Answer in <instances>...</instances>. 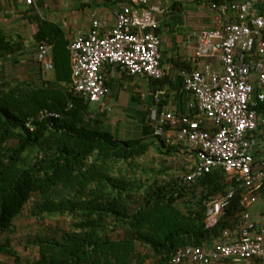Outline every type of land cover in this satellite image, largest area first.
<instances>
[{"label": "trees", "instance_id": "trees-1", "mask_svg": "<svg viewBox=\"0 0 264 264\" xmlns=\"http://www.w3.org/2000/svg\"><path fill=\"white\" fill-rule=\"evenodd\" d=\"M181 8L174 3L169 9V28L182 22ZM39 45L51 47L50 80L26 83L0 72V236L14 232V220L24 210L39 225L49 218H66L69 224L46 234L38 231L30 260L23 261L8 240L0 244V254L13 264H174L171 258L179 249L208 248L224 231L237 233L244 191L233 179L223 170L193 182L186 175L139 178L142 172L132 162L147 153V136L166 155L181 152L180 145L166 146L154 137L148 120L138 138L120 137L103 120L106 111L92 112L91 104L74 94L64 31L37 20L31 48ZM22 46L0 25V67ZM168 79L151 83L156 90L170 84ZM183 83L180 78L174 84L180 104L176 114L194 118L195 110L185 105L189 94ZM148 105L149 114L152 98ZM230 190L235 191L230 207L207 228L208 203ZM118 232L123 237L112 239Z\"/></svg>", "mask_w": 264, "mask_h": 264}, {"label": "built area", "instance_id": "built-area-1", "mask_svg": "<svg viewBox=\"0 0 264 264\" xmlns=\"http://www.w3.org/2000/svg\"><path fill=\"white\" fill-rule=\"evenodd\" d=\"M20 1L37 8L38 0ZM114 1L113 27L105 29V23L93 18L87 34L78 35L68 46L73 92L100 112L109 110L105 104L109 90L101 76L105 64L119 67L126 77L142 75L159 82L167 76L157 34L159 17L165 13L162 0ZM197 2L206 5L213 17L209 26L204 13L183 16L191 27L186 41L195 40L194 67L185 73L183 83L184 91L192 97L188 108L195 110V117L178 116L163 106L162 90L152 95L148 121L153 136L166 146L181 145L195 153V164L185 176L187 182L223 170L240 189L248 191L241 200L245 209L254 201L253 192L264 187V167L255 168L250 152V136L264 126V0ZM259 8L261 12L253 15ZM34 60L44 72L53 71L50 46H37ZM234 196L235 191L230 190L208 203L207 228L217 223ZM171 262L264 264V230L258 229L244 210L234 239L226 230L208 248L177 250Z\"/></svg>", "mask_w": 264, "mask_h": 264}, {"label": "crops", "instance_id": "crops-1", "mask_svg": "<svg viewBox=\"0 0 264 264\" xmlns=\"http://www.w3.org/2000/svg\"><path fill=\"white\" fill-rule=\"evenodd\" d=\"M168 1L162 0V7L165 13L159 17L158 36L162 40L161 48L164 42L167 48H170V53L168 54L162 53L161 49L162 66L167 73L166 77L169 78L170 84H166L160 89L155 90L151 80L146 77L142 75L126 77L119 67L109 64H105L101 72V76L107 83L106 87L109 90V95L105 99V104L109 108L106 112L113 110L111 109V103L117 104L114 92L122 87L123 90L129 93V104L135 105L133 108L134 112L139 113L140 120L138 121V126H141L143 121L148 120L149 114L145 113L143 109L145 106V109L148 108L147 105L150 103L152 95L158 91L165 90V104L163 106L173 110L175 114L178 112V106L180 105L178 102L179 95L174 89V84L180 78H184L186 73V70H183L184 64L188 68L194 67L191 58L195 40L192 42L186 41V36L191 27L183 19V14L182 22L174 23L175 25L169 28V23L172 24L168 21L169 9H171L174 2L169 3ZM184 8L196 9V6L185 5ZM116 10L117 5L114 0H38L37 8L28 7L20 0H0V25L5 29V32H7L13 42H21L23 45V50L13 55L10 59L11 63L20 64L25 69L26 77L20 81L38 83L40 80H50L53 75L52 72H44L34 60L36 48H31V46L33 44V35L37 31V20L50 22L59 26L70 43L78 35L87 34L93 18L105 23V29L113 27ZM31 49L32 53H30ZM186 99L185 105L187 108L192 101L191 95H187ZM93 106L98 109L96 105ZM250 140L252 142L250 152L254 159V166L258 170L264 167V126L258 127L250 136ZM184 148L185 152H189L186 147ZM181 152L183 151L181 150ZM243 191L244 194L248 192L246 190ZM253 197L254 201L246 204L245 211L249 213L250 219L256 227L264 230V187L254 191ZM235 233L236 231L232 232V239L235 238ZM225 264L231 263L226 262Z\"/></svg>", "mask_w": 264, "mask_h": 264}, {"label": "rangeland", "instance_id": "rangeland-1", "mask_svg": "<svg viewBox=\"0 0 264 264\" xmlns=\"http://www.w3.org/2000/svg\"><path fill=\"white\" fill-rule=\"evenodd\" d=\"M241 1V0H236ZM169 3L174 2L181 4V14L185 15L190 13L205 14L208 18L205 19V24L212 26L213 14L206 5H201L197 0H169ZM186 6H196V9H186ZM203 6V7H200ZM186 11H188L186 13ZM185 12V13H184ZM9 31V30H8ZM190 33V31H189ZM188 33V34H189ZM170 44V43H169ZM162 53H170V48H167L166 43L162 45ZM32 49L30 53H32ZM0 72L6 78L13 80L25 79L26 72L20 64L16 65L11 61L4 62L0 67ZM46 74V73H45ZM115 103H111V112H106L103 120L110 126L112 130H117L119 136L122 138H138L140 130L138 121L140 120L139 113L134 112L135 105L129 104V93L126 90L117 89L115 92ZM146 107V106H145ZM143 109L147 113V109ZM148 107V105H147ZM90 110L97 112L98 109L91 105ZM147 141L151 143L147 153L132 162V166L138 168L139 178L145 180L147 178H158L162 176L169 177H184L195 164L193 156L188 155L184 151V147L180 145L178 149L183 152H173L166 155V150L162 148L158 141H152L151 137L147 136ZM131 166V167H132ZM28 208V207H27ZM69 224V219L66 218H49L42 221L39 225L36 220L27 216L24 210L19 217L14 220V232L11 234H4L0 236V244L8 240L12 249L21 257L23 261L30 260L36 255V248L32 244V240L35 238L38 231H42V234H46V231H54L57 227L66 228ZM123 237L121 232L112 235V239H119ZM0 264H13V259L0 254Z\"/></svg>", "mask_w": 264, "mask_h": 264}]
</instances>
